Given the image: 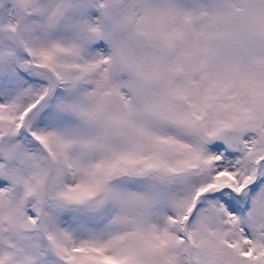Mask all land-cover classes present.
Here are the masks:
<instances>
[{
  "label": "snow or ice",
  "instance_id": "1",
  "mask_svg": "<svg viewBox=\"0 0 264 264\" xmlns=\"http://www.w3.org/2000/svg\"><path fill=\"white\" fill-rule=\"evenodd\" d=\"M0 264H264V0H0Z\"/></svg>",
  "mask_w": 264,
  "mask_h": 264
}]
</instances>
